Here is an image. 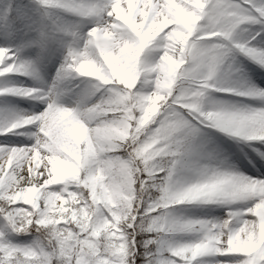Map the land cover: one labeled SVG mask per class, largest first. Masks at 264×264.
<instances>
[{
	"label": "snow or ice",
	"instance_id": "snow-or-ice-1",
	"mask_svg": "<svg viewBox=\"0 0 264 264\" xmlns=\"http://www.w3.org/2000/svg\"><path fill=\"white\" fill-rule=\"evenodd\" d=\"M0 264H264V0H0Z\"/></svg>",
	"mask_w": 264,
	"mask_h": 264
}]
</instances>
